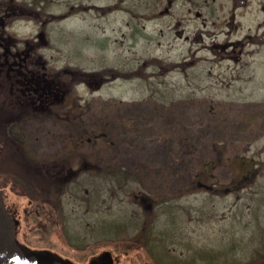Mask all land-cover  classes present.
Here are the masks:
<instances>
[{
	"label": "rangeland",
	"instance_id": "obj_1",
	"mask_svg": "<svg viewBox=\"0 0 264 264\" xmlns=\"http://www.w3.org/2000/svg\"><path fill=\"white\" fill-rule=\"evenodd\" d=\"M32 1L12 0L10 11L32 20H8L1 40L30 62L22 74L43 85L40 76H52L63 95L45 102L49 113L19 112L0 96V154L16 164L0 161V188L20 215L21 242L77 264L105 250L115 264H155L138 242L148 224L145 246L160 240L175 259L203 264L234 245L229 254L249 264L264 246V206L255 214L264 196V0H47V11ZM254 166L255 186L214 194ZM59 168L82 170L64 192L41 189L39 176ZM134 194L160 206L146 217Z\"/></svg>",
	"mask_w": 264,
	"mask_h": 264
},
{
	"label": "trees",
	"instance_id": "obj_2",
	"mask_svg": "<svg viewBox=\"0 0 264 264\" xmlns=\"http://www.w3.org/2000/svg\"><path fill=\"white\" fill-rule=\"evenodd\" d=\"M6 3L3 4V6L0 8V17L6 14V23L8 20L11 19H16V18H23V19H29L32 20L30 18V16L28 14H26V11L22 8H18L19 12H17L16 14H14L11 8H12V0H5ZM42 2H46V6H41L40 4ZM31 5L34 8H38L41 9L43 11H47L48 8H50V3L47 2V0H33L31 2ZM0 31L3 32V29L0 28ZM40 38H42V34H40L39 36ZM250 41V40H249ZM252 41V39H251ZM36 49H34L35 51ZM6 57V56H5ZM28 63H30L28 61ZM34 65L31 64V67H33ZM29 67V64H28ZM12 72H14L12 74ZM0 96L3 97V95L6 94V97L4 96V101L5 104H11L13 102L16 103V105H20V108H18L19 112L25 113V111H29L30 109L35 111V112H39L44 110L45 113H49L51 111L47 110L46 104L51 105V104H55L58 102V100L62 97V92H63V85L62 83L57 80L54 79L52 76H48L46 75V73H44V75L40 76L42 78V81H47L45 83V85L41 84L42 90L39 92H35V87L36 84L34 82H32V80L36 79V78H27V74H22V72H18V71H10L7 68L4 69H0ZM50 79H49V78ZM58 77V76H57ZM4 80V81H2ZM83 83L86 84H90L87 80L82 79ZM101 82L99 81L98 87H100L102 84H100ZM7 84L8 88H6L7 90L3 91L4 89V85ZM17 84V87H16ZM17 88V89H16ZM3 91V92H2ZM46 102V104H45ZM41 103L45 104L42 105ZM42 105V106H41ZM2 106V105H1ZM6 107V105H5ZM5 110V108H4ZM15 145V144H14ZM7 142L4 138H0V152H4L7 148ZM9 149V148H8ZM21 149V147H20ZM17 151H20L19 149H17ZM3 153L0 154V161L3 163L5 161V164H7V160L4 159ZM10 161V160H9ZM8 161V162H9ZM17 164H19V169H21L20 166L21 162L20 160H16L15 161ZM11 165H16L14 163H12V161H10ZM213 163V162H210ZM210 163H206L204 170L208 169V167L211 165ZM209 165V166H208ZM9 167V166H8ZM11 168H9L8 171H10ZM86 169L85 166L83 167V170ZM118 171L116 172L115 175H119L120 179H122L123 177H126L125 172L123 171L122 168H117ZM82 170H69L66 171L64 168H59V170L57 172H54V174H52L53 172H49L48 174H46L45 176H39V178H42L40 180V187L41 189L43 188L44 191L46 190H52V188H56L57 190H59V193L64 192V190H68L67 187H69V185H71L73 182L69 181L71 180V178L73 179V175H77L79 174V172ZM12 171V170H11ZM260 169L257 167H253L252 171H248L247 173H245L239 180L235 181V183L231 186L228 187H223V188H216V190L214 191V194L217 195H231V194H238L240 192H242L243 190L247 189L248 187L251 186H255L258 183V180L260 178V173H259ZM31 174H30V173ZM51 173V174H50ZM114 173V171H113ZM9 175H11V172L7 173V176L9 177ZM36 176V175H35ZM26 177L28 178H32L34 177V174L29 170L26 173ZM77 178V177H76ZM75 178V179H76ZM125 188V187H124ZM135 195V194H134ZM135 197H137V199L141 202V207L144 211V214L146 217H148V215H150L154 209H156L157 206H160L159 203L156 204V200L153 196H147V197H140L135 195ZM35 200V198H33ZM45 205L46 203H48L47 200L44 199ZM166 202L168 205V201H167V197H166ZM256 208H258L257 212H255L256 217L259 218L261 215H259V208H262L264 206V196L260 195L257 198V203L255 204ZM258 221V220H257ZM143 229H145L142 234L139 236V243L143 244V248L146 250V252L150 255V257L153 259V261H156L155 264H196L197 258L198 257H192V260H185V261H181L178 258L175 259L174 256L171 254V252H169L167 249V246L164 244H161L162 241L157 240V241H149V243L145 246L144 241H147L146 238L148 237H143V234L148 230L149 225L148 224H143L142 225ZM141 229V228H140ZM176 230L178 231V227L176 228ZM175 230V231H176ZM152 230H150L151 232ZM175 231L173 232V234L175 233ZM162 235H166L165 233H162ZM143 237V238H142ZM263 240H264V231H263ZM126 240H114L113 244L119 245L121 242H125ZM134 240H130L128 242H130L131 244H133ZM142 241V243L140 242ZM166 248V249H165ZM165 250L168 252L167 255L165 254ZM160 251V253H159ZM224 251V250H223ZM234 251V252H233ZM264 246L261 247L260 249H258L255 253L252 254V256L249 259V264H254L256 262H262L264 263ZM161 252H164L163 254H161ZM204 253L207 254V252H202L199 255V258L202 257L204 255ZM229 253H234L233 255L236 254V249L235 246H231L230 248H227L226 251L222 252H218L217 256L218 260L212 261V259H210L208 257V260L203 261V264H238L237 261V256L232 257V254ZM205 254V255H206ZM203 256V258L200 259H204L206 256ZM231 255V256H230ZM166 258H170V259H166ZM172 258V259H171ZM224 258V260L222 259Z\"/></svg>",
	"mask_w": 264,
	"mask_h": 264
},
{
	"label": "water",
	"instance_id": "obj_3",
	"mask_svg": "<svg viewBox=\"0 0 264 264\" xmlns=\"http://www.w3.org/2000/svg\"><path fill=\"white\" fill-rule=\"evenodd\" d=\"M7 192L0 189V264H77L47 249H32L20 242L16 228L20 220L13 217L5 203ZM88 264H115L111 251H103Z\"/></svg>",
	"mask_w": 264,
	"mask_h": 264
},
{
	"label": "flooded vegetation",
	"instance_id": "obj_4",
	"mask_svg": "<svg viewBox=\"0 0 264 264\" xmlns=\"http://www.w3.org/2000/svg\"><path fill=\"white\" fill-rule=\"evenodd\" d=\"M5 18H6V14L0 17V28L3 29V32L7 26ZM3 32L0 31V49H3V51H4V52H2L1 56H6V57H5V60L3 62H0V69L7 68L10 71H15V72L18 71L21 73L23 67L25 69H28V64H29L28 60L26 58H20V54L18 52L14 53L11 50V47L5 46V43H3L1 40L2 37H4ZM25 53L26 52H24V54ZM10 56L12 58V61H10V59H8V58H10ZM25 57H26V55H25ZM32 82H34L36 84L35 92H39L42 90L41 82L38 79H34V80H32ZM9 198H10V192L8 193V195L5 196L6 206L9 208V211L13 215V217L20 220V215H19L18 211L10 203H8ZM20 230H21V220H20V225L17 226V228H16L17 238L21 242L20 237H19Z\"/></svg>",
	"mask_w": 264,
	"mask_h": 264
}]
</instances>
